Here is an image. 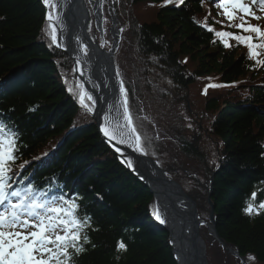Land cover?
Listing matches in <instances>:
<instances>
[{
    "label": "trees",
    "instance_id": "obj_1",
    "mask_svg": "<svg viewBox=\"0 0 264 264\" xmlns=\"http://www.w3.org/2000/svg\"><path fill=\"white\" fill-rule=\"evenodd\" d=\"M115 11L132 46L122 41L115 55L130 113L134 123L145 117L163 133L158 141L138 131L145 152L177 181L186 167L198 178L216 168L217 232L240 255L264 264V214L244 212L253 191L257 201L264 199L258 191L264 189V66L248 57L246 46L230 39L232 46L224 47L202 26L238 32L226 26L214 0L179 6L117 0ZM45 15L43 0H0V121L19 133L15 179L49 190V199L79 197L94 230L75 264H176L168 232L153 220V195L116 159L70 94L73 63L50 44ZM157 153L173 154L172 167ZM118 241L127 251H117Z\"/></svg>",
    "mask_w": 264,
    "mask_h": 264
},
{
    "label": "snow or ice",
    "instance_id": "obj_2",
    "mask_svg": "<svg viewBox=\"0 0 264 264\" xmlns=\"http://www.w3.org/2000/svg\"><path fill=\"white\" fill-rule=\"evenodd\" d=\"M214 2L222 10L218 15L227 20L226 26L236 28L238 32L216 31L206 23L202 26L220 38L224 47L232 46L229 44L230 39L246 46L248 57L264 66V59H258L264 54V26L250 22L251 19H264V0ZM43 3L51 9L46 14L45 34L50 38L51 45L61 47L60 37L65 29L62 15L56 10L55 0H43ZM165 3H176L179 6L184 0H165ZM219 23L222 28L225 27L224 21ZM84 52L87 54V48ZM220 86L208 85L211 88ZM77 89L80 105L86 111L93 112L96 98L85 89L83 83H78ZM69 91L73 89L70 87ZM119 93L121 99L110 106V111L115 108L118 117L105 114L100 131L109 141L143 153L142 137L130 113L127 91L122 80ZM19 147L18 131L0 121V264H75V258L86 251L84 245L90 243L88 231L94 230L92 217L86 213L81 214L79 197L66 199L60 195L49 199V190L30 181L26 184L17 181L13 167L19 158ZM116 151L119 153L121 149L117 147ZM126 162L129 167L133 166L131 160ZM28 163L20 165L21 170ZM17 184L21 186L17 187ZM258 191L264 195V189ZM244 212L249 216L264 214V199L257 201V191L250 194ZM154 215L160 223H165L158 208ZM116 247L117 251H127L123 241H118ZM249 259L255 258L250 256Z\"/></svg>",
    "mask_w": 264,
    "mask_h": 264
},
{
    "label": "water",
    "instance_id": "obj_3",
    "mask_svg": "<svg viewBox=\"0 0 264 264\" xmlns=\"http://www.w3.org/2000/svg\"><path fill=\"white\" fill-rule=\"evenodd\" d=\"M88 2L90 3L89 0ZM92 9L95 27L99 33V41L94 37V43H92L87 33L84 32V34L92 43L91 45L99 50L101 55H106L107 67L101 68V62H97L99 60L93 61V56H88L92 52L88 51L87 58L77 64V60L70 54L69 50L62 46L57 48L64 51L72 59L77 79H80L79 74L83 73L81 75L84 78V82L81 77V83L96 98L97 102L94 111L90 112V115L95 121L99 137L113 151L122 166L143 183L153 195L155 207L159 209L165 223H160L156 218L155 220L169 234V241L176 264H208L206 243L200 234L202 226H206L209 229L210 235L213 236L220 246L224 247L227 253L232 254L242 264H245L244 257L238 251L231 250L216 230L214 203L211 200L215 170L212 171L213 174L209 179L206 197L209 205L208 222H205L199 215L194 200L183 190L179 183L166 174L165 170L155 160L145 156L142 152L134 151L133 148L127 145H117L114 141H109L100 131L101 125L104 124L105 114L111 117H118L115 108L110 111V106L115 105L121 99L119 93L121 78L120 75H117L118 70L115 63V53L120 43L121 28L118 30L119 37L116 40L113 39V25L116 24V19L112 14L111 27L109 28L111 44L109 49L106 50L104 47L105 29L103 27L104 17L101 3L94 2V8L92 6ZM68 46L73 47L77 51L76 42L68 40ZM119 112L122 114V109ZM117 147L121 149L119 153L116 151ZM128 160L133 162L132 167L128 166L126 162Z\"/></svg>",
    "mask_w": 264,
    "mask_h": 264
},
{
    "label": "rangeland",
    "instance_id": "obj_4",
    "mask_svg": "<svg viewBox=\"0 0 264 264\" xmlns=\"http://www.w3.org/2000/svg\"><path fill=\"white\" fill-rule=\"evenodd\" d=\"M117 1V0H116ZM116 3V2H115ZM127 10L128 7L126 9V13H125V17L127 18ZM111 12V11H110ZM116 12V11H115ZM258 15H260L261 13L257 12ZM109 17L106 16V26H105V34H106V40H107V45L110 46L111 44V37L109 36L110 34V27H111V18H110V14L108 15ZM153 16L149 15L148 19H152ZM92 19V17H91ZM117 25L119 27V29L121 28V30L123 31V24L121 23L120 20L117 19ZM91 32L93 33V36H97L98 40H99V33L96 30L95 27V23L93 25V28H91ZM123 33V32H122ZM123 39V40H122ZM124 41L126 44L128 45L129 48H132V46L130 45L131 40L126 36L124 38V35L121 36V40H120V45L121 42ZM129 53L131 54V49L129 51ZM127 66V65H126ZM128 68V67H127ZM120 74V73H119ZM153 74V73H152ZM151 75V74H149ZM121 76V75H120ZM127 78V75L125 76ZM78 79L75 77L74 80L70 83L69 88L71 87L73 89V91H71L70 94H72L78 101L79 106L84 109L80 103H79V97H78V89H77V84H78ZM90 103V102H88ZM138 103L135 101L134 105H137ZM198 108H200L199 104L196 105ZM140 108V105L138 106ZM85 110V109H84ZM197 111H200L199 109H196ZM86 111V110H85ZM88 112V111H86ZM89 113V112H88ZM90 114V113H89ZM141 117H137L136 120V127L138 131H141L142 134L145 133H149L152 134V137L157 139L158 141H162L163 139V133L160 132L158 129V131L156 130V128H154L153 125H150L149 121L146 120V118L144 117V119H140ZM158 119V124L160 125L162 123V121ZM158 154V153H157ZM148 155H153V153H150ZM160 156H162L160 153L158 154ZM155 155H153L154 157ZM163 157H165L166 159L170 160L171 163L168 162L169 166L172 167L171 164H173V154L170 153H166L165 155H163ZM194 165L190 168H200L199 166H197L195 163L191 164ZM213 166V165H212ZM210 167V169H212L213 167ZM186 167L183 171L181 170V173L178 175V179L179 181L175 180L174 178H172L173 180H175L177 183H179L181 185V187L183 188V190L186 191V193L194 200L196 206H197V210L199 215L201 216V218L205 221L208 222V210H209V205L206 201V197H207V193H208V187H209V179L212 176V171L214 170V168L212 169L211 173L209 174L208 177L206 178H198V177H194V179L192 178V174L195 173L193 169H188ZM200 171L202 172L201 168ZM183 172V174H182ZM192 178V179H190ZM190 181V183L188 182ZM186 185V189L185 186ZM201 234L206 242V245H208V252L207 255L212 259L211 262H209L208 264H231L232 261H236L237 263L241 264V261L236 258L235 256H233L232 254L227 253V251L224 249V247L220 246L219 243L213 238V236L210 235L209 233V229L206 226H202L201 227ZM229 248L231 250H235L237 251L235 248L229 246ZM245 264H258L257 261H255L254 259H247L245 257Z\"/></svg>",
    "mask_w": 264,
    "mask_h": 264
},
{
    "label": "bare ground",
    "instance_id": "obj_5",
    "mask_svg": "<svg viewBox=\"0 0 264 264\" xmlns=\"http://www.w3.org/2000/svg\"><path fill=\"white\" fill-rule=\"evenodd\" d=\"M89 1L90 3H86V0H55V2L57 3L56 10L62 15L65 25L63 36L60 37V42L62 44V47L69 50L70 54L74 56L76 60L83 62L87 58L86 55L88 54L89 51L93 53V55L92 53L88 55V56H93V61L99 60L97 62H101L100 64L101 68L104 66L107 67L108 63H107V58L105 57L106 55H101L99 50H97L94 46L91 45L92 43H94L93 42L94 36L91 33V28L93 25L91 17L94 18L92 6L94 8V2H100L101 6L102 7L104 6L105 11L106 10L111 11L115 7L116 0H89ZM114 12L115 10H112L110 15H112ZM113 29H114L113 39L116 40L119 37L118 25L117 24L113 25ZM84 32H86L87 35L90 37L92 43L85 36ZM68 40L76 42L77 51L76 49H73V47L68 46ZM105 46H106V42L104 47ZM85 48H87V54H85L84 52ZM81 77L84 82L83 76L79 74L80 79ZM80 79H78L79 81L78 83H81ZM134 124L136 125V123ZM194 177L195 176L192 175V178Z\"/></svg>",
    "mask_w": 264,
    "mask_h": 264
},
{
    "label": "flooded vegetation",
    "instance_id": "obj_6",
    "mask_svg": "<svg viewBox=\"0 0 264 264\" xmlns=\"http://www.w3.org/2000/svg\"><path fill=\"white\" fill-rule=\"evenodd\" d=\"M258 264H261V263H258Z\"/></svg>",
    "mask_w": 264,
    "mask_h": 264
}]
</instances>
